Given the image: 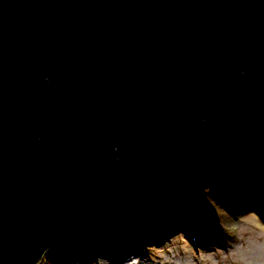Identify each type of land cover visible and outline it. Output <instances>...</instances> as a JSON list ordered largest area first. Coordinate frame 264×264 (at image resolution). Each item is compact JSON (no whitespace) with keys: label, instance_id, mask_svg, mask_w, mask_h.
<instances>
[{"label":"water","instance_id":"1","mask_svg":"<svg viewBox=\"0 0 264 264\" xmlns=\"http://www.w3.org/2000/svg\"><path fill=\"white\" fill-rule=\"evenodd\" d=\"M262 136L264 0H0V264Z\"/></svg>","mask_w":264,"mask_h":264},{"label":"rangeland","instance_id":"2","mask_svg":"<svg viewBox=\"0 0 264 264\" xmlns=\"http://www.w3.org/2000/svg\"><path fill=\"white\" fill-rule=\"evenodd\" d=\"M233 151L235 150L230 152ZM229 153L219 163L201 166L197 171V176H192L189 190L182 188L171 193V189H161V193H165L162 201L153 207L144 206L141 210H137V208L142 206V203L143 205L151 204L149 197L152 195L146 194L134 201L135 203L129 212V222L125 219L124 224L127 228L134 225L135 227L129 230L131 232L130 237L125 238L124 245L120 248L121 254H118L119 257L114 256L113 261L107 258L105 252L111 251L112 253L115 250V246L118 245L116 239L110 233L105 236L96 235V232H92L93 229L96 231L106 229L102 228L103 226H91L86 222L85 227H79L82 230L79 232L77 240L73 239L72 243H69L68 252L65 248L59 251H48L47 255L45 254L36 264H47L48 260L57 261L58 264H197L195 256L200 254H202V264H264V201H260L262 196L258 192V189H264V136L249 144L246 161H242L241 158L237 159L239 165L244 162L253 166L254 164L263 165L259 168L261 177H256L253 184L250 182L252 180L247 179L243 174L239 175L235 163L228 162ZM231 160L234 161L235 158H231ZM210 168H213V172L210 171ZM200 172L204 173L202 178L199 176ZM235 179L244 181L247 187L245 189L247 195H250L249 199L242 198L240 192L236 191L238 186H236L237 180L235 182ZM230 185L235 187V191L229 193L227 197L226 189ZM252 195H257V200H253ZM172 200L182 208L187 207L191 211L196 210L197 214L195 215L200 218L203 231L218 235L221 232L226 236V240H220L218 243L209 244V246H190L188 237L192 229L194 215L188 219L190 225L186 224L189 226H184L179 230L183 232L179 233V231L174 232L172 230L167 238L165 235V239L158 241L159 243L154 244L155 246H152V243L142 244L131 252L133 254L125 253V248L132 244L131 237L136 236L135 230L139 231L142 229L141 226H143L145 234L148 235L147 237H151L158 235V226L161 221L164 220L162 223L164 225L161 226L170 222L166 218L168 214L171 216L170 223L176 225L174 213H170L169 201ZM250 202L254 205L252 209L249 207ZM163 212H166L167 215ZM161 215H164L165 219H162ZM84 234H87V237ZM73 236L71 235L72 238ZM71 237L70 239H72ZM94 248L99 249L97 255H99L100 260L94 258L95 254L83 251ZM72 250L77 253L74 255L77 258L71 255L70 251ZM84 256L88 257L86 260L89 261H86ZM54 264L56 263L54 262Z\"/></svg>","mask_w":264,"mask_h":264},{"label":"bare ground","instance_id":"3","mask_svg":"<svg viewBox=\"0 0 264 264\" xmlns=\"http://www.w3.org/2000/svg\"><path fill=\"white\" fill-rule=\"evenodd\" d=\"M232 156V157H231ZM231 158H235V160L233 161V160H231ZM238 158H241V160L242 161H246L247 160V148L246 149H240V150H235V151H233V152H230L229 153V156H228V162H230V163H235V165H236V167H237V170H238V172H239V175L240 174H243L244 176H246L247 177V179H250V180H252V181H250V182H252L251 184H253V183H255V178L256 177H261L260 176V173H259V168H261L263 165H255L254 164V166L253 165H248L246 162H244L243 164H238ZM219 163V162H218ZM210 171L211 172H213V168H210ZM262 179H263V177H262ZM236 180L237 179H235V182H236ZM192 182H191V180H187L185 183H182V185L180 186V187H172V189L170 190L171 191V193H174L175 191H178V189H190V187H189V185L191 184ZM237 185L236 186H238V187H236V191H239L240 192V196L243 198V197H245L246 199H249V197H250V195L248 196L247 195V191L245 190L247 187L245 186L246 184L244 183V181H242V180H240V181H238L237 180ZM231 184H233V183H231ZM227 188V187H226ZM233 191H235V187H233V186H228V189H226V192H227V197H228V195H229V193H231V192H233ZM263 191H264V189H261V190H259L258 189V192L260 193V195L262 196V199H260V201L262 202V201H264V193H263ZM263 193V194H262ZM258 196L257 195H252V199L253 200H257L256 198H257ZM137 200V198L136 197H134V198H130V199H128L122 206H121V211H122V213H123V216L126 218L127 217V222H129V220H128V218L130 219V211H131V207L134 205V201H136ZM252 200V201H253ZM170 202V205H171V211H170V213L172 212V214L174 213V216H175V218H174V222H175V226H173V223H168L167 225H165L164 227L165 228H163V229H161V225H164V224H162L163 223V221H161L160 223H159V231H160V235H161V237L162 236H165V234H167L166 232H167V229L168 230H170V231H172V230H174V228H175V231L174 232H178L179 231V228H182V227H184L186 224H188V223H190V220H188V219H190L192 216H194L195 214H197L196 213V210L194 211V210H190V209H188L187 207L186 208H182V207H180L179 205H178V203H175L174 202V200H172V201H169ZM252 205H253V203H252ZM252 205H250L249 207L252 209ZM169 208V207H168ZM253 208H254V206H253ZM264 209V208H263ZM185 212V213H184ZM164 214L166 213V212H163ZM261 213H263V212H261ZM165 215H167V214H165ZM164 216V215H163ZM162 215L160 216L162 219H165L164 217H163ZM166 218H168V221H171V216H169V214L166 216ZM125 219L123 220L124 222H123V224L125 223V221H126ZM86 222H87V224H89V225H91V226H96V227H98L99 225H101V222L98 220V218H95V217H93V216H90V215H86L85 217H83L80 221H79V223H78V226H77V228L74 230V232L72 233V234H69V235H67V236H64V237H62L59 241H57L56 243H58V242H65V243H67V248H66V250H67V252H68V249H70V245H69V243H72V240L74 239V240H77V238H78V235H79V232L82 230V229H80L81 227H85L86 225ZM260 224H263L261 221H258ZM84 224V225H83ZM173 226V227H172ZM263 226V225H262ZM80 227V228H79ZM117 227V226H116ZM170 227H172V228H170ZM103 228H107L106 230H92V232H96V235H99V236H105V235H107V233H110V234H112V236L116 239V241H117V244L118 245H116L115 246V250L114 251H112V253H111V251H107V252H105L106 253V255H107V258H109L111 261H113L114 259V256H116V257H119V255L121 254V249L120 248H122V245H124V242H125V238H124V236L122 235V234H120L119 233V236H118V234H117V230H115V228H113V226L112 225H106V226H103ZM141 228H142V233H141V231H139V233H137L142 239H143V241L145 242V244H153L152 246H155L156 244H157V240H156V243H155V240L154 239H152V240H147V234H144V228H143V226H141ZM108 229H110V231H108L107 232V230ZM124 234H125V230H123L122 231ZM180 232H183V231H179V233ZM86 233H88V232H86ZM77 234V235H76ZM71 235H74L73 236V238L71 237ZM87 234H84V236L85 237H87L86 236ZM129 236V235H128ZM70 237L72 238V239H70ZM90 238H92V237H90ZM166 238V237H165ZM90 240H93V239H90ZM221 239H219V241H220ZM95 241V240H94ZM165 241V240H164ZM96 242V241H95ZM159 243V242H158ZM87 244H90V243H87ZM155 244V245H154ZM205 244H206V241H205ZM209 244L210 243H208V245H206V246H209ZM190 246H192L191 244H189ZM57 247V244H54V245H52L51 247H50V249H48L47 251H45L44 253H43V256L49 251H52V250H54L55 248ZM134 247H136L135 245H134V242H132V244H129L128 245V248H125V253L127 252L128 253V255H131V254H133V253H131L132 251H134V250H132ZM107 250V249H106ZM154 250H157V249H154ZM83 251H88L89 253H92V254H95V256H94V258H97V259H99L100 260V257H99V255H97L98 254V251H99V249H97V248H94L93 250H83ZM82 251V252H83ZM159 251V250H158ZM82 252H80V253H82ZM70 253H71V255H76L77 253H74V250H72V251H70ZM79 253V252H78ZM131 253V254H130ZM119 254V255H118ZM47 255V254H46ZM42 256V257H43ZM75 258H77V256H74ZM199 257H202V254H200L199 255ZM88 257H86V256H84V259L86 260ZM42 259V258H41ZM40 259V260H41ZM39 260V261H40ZM77 260V259H76ZM109 260V261H110ZM38 261V262H39ZM53 261V260H52ZM51 260H48L47 261V264H54V262L56 263V264H58V262L57 261H54V262H52ZM74 261V260H73ZM79 261V260H78ZM86 261H89V260H86ZM75 262V261H74Z\"/></svg>","mask_w":264,"mask_h":264},{"label":"trees","instance_id":"4","mask_svg":"<svg viewBox=\"0 0 264 264\" xmlns=\"http://www.w3.org/2000/svg\"><path fill=\"white\" fill-rule=\"evenodd\" d=\"M162 197H163V194H158V195H156V196H153V198L151 199V201H152V204L153 205H155L156 204V202H154V199H156V200H161L162 199ZM63 244H64V242H62ZM60 246V244H57V247L56 248H58Z\"/></svg>","mask_w":264,"mask_h":264}]
</instances>
